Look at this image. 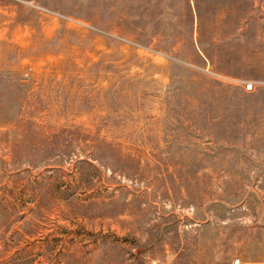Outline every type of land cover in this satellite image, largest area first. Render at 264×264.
<instances>
[{
	"label": "rangeland",
	"instance_id": "1",
	"mask_svg": "<svg viewBox=\"0 0 264 264\" xmlns=\"http://www.w3.org/2000/svg\"><path fill=\"white\" fill-rule=\"evenodd\" d=\"M0 73V264H264V0H0Z\"/></svg>",
	"mask_w": 264,
	"mask_h": 264
},
{
	"label": "trees",
	"instance_id": "2",
	"mask_svg": "<svg viewBox=\"0 0 264 264\" xmlns=\"http://www.w3.org/2000/svg\"><path fill=\"white\" fill-rule=\"evenodd\" d=\"M1 74V73H0ZM14 74V73H13ZM88 94H92V92L88 93ZM88 98V97H87ZM33 106V105H32ZM36 110H32L31 115H39V112L41 110H38V107H36ZM22 109V110H21ZM21 109L19 111H23L22 105H21ZM68 126L63 128V130L61 131H53L49 136L52 140L44 142L45 144H47V147L50 148V150H55L58 151L59 146H62L64 144H67L66 142H60L61 138H70L69 143L73 140L72 136H75L78 134V132H80L78 130V128H74V126Z\"/></svg>",
	"mask_w": 264,
	"mask_h": 264
},
{
	"label": "built area",
	"instance_id": "3",
	"mask_svg": "<svg viewBox=\"0 0 264 264\" xmlns=\"http://www.w3.org/2000/svg\"><path fill=\"white\" fill-rule=\"evenodd\" d=\"M251 88H252L251 85L248 86V89H251ZM231 264H242V261L239 258H237V259H234Z\"/></svg>",
	"mask_w": 264,
	"mask_h": 264
}]
</instances>
